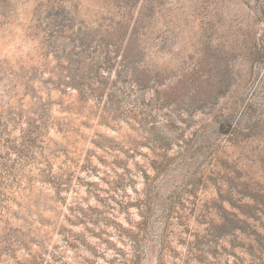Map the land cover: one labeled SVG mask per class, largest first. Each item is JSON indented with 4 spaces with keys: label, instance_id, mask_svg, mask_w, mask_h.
<instances>
[{
    "label": "rangeland",
    "instance_id": "rangeland-1",
    "mask_svg": "<svg viewBox=\"0 0 264 264\" xmlns=\"http://www.w3.org/2000/svg\"><path fill=\"white\" fill-rule=\"evenodd\" d=\"M101 262L264 264V0H0V264Z\"/></svg>",
    "mask_w": 264,
    "mask_h": 264
},
{
    "label": "clouds",
    "instance_id": "clouds-1",
    "mask_svg": "<svg viewBox=\"0 0 264 264\" xmlns=\"http://www.w3.org/2000/svg\"><path fill=\"white\" fill-rule=\"evenodd\" d=\"M139 187H141V186H137L138 190H139ZM128 192H129L130 195H132L133 198H134V194L132 193V189H131V188L128 189ZM132 213H133V217H134L135 220L138 221V220L141 219V217L136 213V210H135V209L132 210ZM122 223H125V226H127V222H126V221H123V220H122ZM113 239H115V238H113ZM118 246H120V247H124V245H122V244H118ZM109 255H111V253H109ZM101 264H102V262H101Z\"/></svg>",
    "mask_w": 264,
    "mask_h": 264
},
{
    "label": "trees",
    "instance_id": "trees-1",
    "mask_svg": "<svg viewBox=\"0 0 264 264\" xmlns=\"http://www.w3.org/2000/svg\"><path fill=\"white\" fill-rule=\"evenodd\" d=\"M121 14H122V17L123 18H125V16H127L128 15V11L126 10V11H122L121 12ZM135 32H136V30H135ZM257 216V215H256ZM256 216L254 215V220L256 219ZM212 231V230H211ZM212 233L213 234H216L214 231H212ZM220 234H216V236H219Z\"/></svg>",
    "mask_w": 264,
    "mask_h": 264
}]
</instances>
